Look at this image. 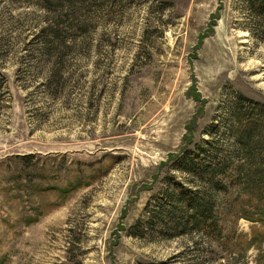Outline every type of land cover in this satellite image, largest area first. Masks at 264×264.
Returning <instances> with one entry per match:
<instances>
[{
	"label": "rangeland",
	"instance_id": "374dc122",
	"mask_svg": "<svg viewBox=\"0 0 264 264\" xmlns=\"http://www.w3.org/2000/svg\"><path fill=\"white\" fill-rule=\"evenodd\" d=\"M251 20L242 0H0V264H255L133 234L169 154L237 95L264 105Z\"/></svg>",
	"mask_w": 264,
	"mask_h": 264
},
{
	"label": "trees",
	"instance_id": "16d2710c",
	"mask_svg": "<svg viewBox=\"0 0 264 264\" xmlns=\"http://www.w3.org/2000/svg\"><path fill=\"white\" fill-rule=\"evenodd\" d=\"M242 1L263 38L264 0ZM52 27L44 33L58 34ZM224 117L217 127V132L223 129L220 141L216 132L210 140L190 144V134L188 145L168 155L160 168L169 164L178 175L164 178L165 189L146 204V219L138 221L133 234L141 238L156 227L167 238L199 234L218 248L230 246L232 254L254 249L255 264H264V105L237 95ZM240 220L250 223L249 233L238 232Z\"/></svg>",
	"mask_w": 264,
	"mask_h": 264
}]
</instances>
